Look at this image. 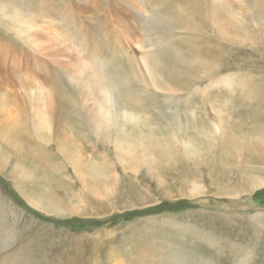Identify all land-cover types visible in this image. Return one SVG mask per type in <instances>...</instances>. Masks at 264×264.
<instances>
[{
	"label": "rangeland",
	"instance_id": "374dc122",
	"mask_svg": "<svg viewBox=\"0 0 264 264\" xmlns=\"http://www.w3.org/2000/svg\"><path fill=\"white\" fill-rule=\"evenodd\" d=\"M40 1L0 0V264H264V0H83L95 52Z\"/></svg>",
	"mask_w": 264,
	"mask_h": 264
},
{
	"label": "bare ground",
	"instance_id": "6f19581e",
	"mask_svg": "<svg viewBox=\"0 0 264 264\" xmlns=\"http://www.w3.org/2000/svg\"><path fill=\"white\" fill-rule=\"evenodd\" d=\"M48 3L49 0H45V1H40L43 3V5L41 6L40 9L37 10L36 13L32 12L34 16L38 17V18H41V20H43V18H47L49 19V21L52 23V27L54 26L57 30L63 32L62 34H65V36H72L75 40L77 39L78 41L80 40V42L83 41V39L81 40V38H83V32L85 31V28H84V20L82 19L81 17V11H82V6H81V2H84L83 0H72L70 1L69 3H66L63 7H56V6H49V5H45V3ZM69 1V0H68ZM54 3V2H53ZM133 2H131L130 4H132ZM136 5V4H135ZM134 5V6H135ZM138 5V4H137ZM146 5V4H143L142 7ZM132 6V5H130ZM133 7V6H132ZM136 7V6H135ZM134 7V8H135ZM141 7V6H139ZM135 10V9H134ZM137 12L141 11V9L139 10H135ZM134 11V13H135ZM48 13V14H45V13ZM141 13V12H140ZM40 16V17H39ZM37 19V18H36ZM48 22V21H46ZM48 22V23H50ZM45 23V22H44ZM74 23L76 26H77V31L73 28H71V24ZM156 25V24H155ZM42 26V25H41ZM97 26V25H96ZM98 26H100L102 28L101 30V35L103 36L104 34H106L107 32L106 31V27L104 23H98ZM96 28H94V26H91L90 29H86V33H88L89 31L93 30ZM73 31H76V32H73ZM99 31V30H98ZM57 32V31H56ZM58 33V32H57ZM55 36V35H54ZM41 37V36H40ZM91 37V36H90ZM87 38V37H86ZM73 39V40H74ZM94 40V38H92ZM74 40V41H75ZM92 40V41H93ZM37 43V42H36ZM48 43V42H47ZM49 44V43H48ZM74 44V43H73ZM81 45H86V43L83 41ZM43 46V45H42ZM66 46V45H65ZM88 49H90L92 52L94 50V48L92 46L89 45H86ZM74 48V47H73ZM40 49H43L42 47ZM73 51V50H72ZM75 52V51H74ZM46 54V53H45ZM52 54V53H51ZM50 55V54H49ZM57 55V54H56ZM51 56V55H50ZM52 56H55L52 55ZM57 59V58H56ZM91 59H95V58H91ZM74 60V59H73ZM96 60H93L91 61L89 64L92 66V63L95 62ZM58 63V62H57ZM62 63V62H61ZM68 63V62H67ZM69 63H71L69 61ZM68 63V64H69ZM96 63V62H95ZM85 64V63H84ZM87 64V62H86ZM66 65V64H65ZM94 65V64H93ZM88 66V65H87ZM69 68V67H68ZM91 71V70H90ZM93 72V71H92ZM117 77V76H116ZM179 86V85H178ZM181 86V85H180ZM185 86V85H183ZM181 86V87H183ZM187 86V85H186ZM180 87V88H181ZM174 88V87H173ZM185 88V87H184ZM108 93V92H107ZM111 96L112 94H109V99H111ZM102 97V96H101ZM108 98V97H107ZM113 108H117L116 107V103H113L112 104ZM106 109V108H105ZM108 110V109H107ZM106 110V111H107ZM105 111V112H106ZM119 111V110H118ZM104 112V113H105ZM121 112H122V117H119L120 115L118 116H114V121L117 122V120H119L120 118H122V121L124 122H134L135 124L140 122L141 121V118L131 112V111H128L126 109H121ZM107 114V113H106ZM105 117H107L106 115H103ZM126 123V124H127ZM69 139V138H68ZM261 177V176H260ZM260 179V178H259Z\"/></svg>",
	"mask_w": 264,
	"mask_h": 264
},
{
	"label": "trees",
	"instance_id": "16d2710c",
	"mask_svg": "<svg viewBox=\"0 0 264 264\" xmlns=\"http://www.w3.org/2000/svg\"><path fill=\"white\" fill-rule=\"evenodd\" d=\"M157 209H161V210H163L164 209V205L163 206H157ZM76 222V223H79V222H81L82 221V219H65V220H63V222L62 223H64V224H70L71 222Z\"/></svg>",
	"mask_w": 264,
	"mask_h": 264
}]
</instances>
